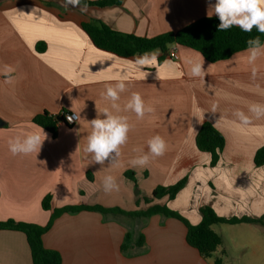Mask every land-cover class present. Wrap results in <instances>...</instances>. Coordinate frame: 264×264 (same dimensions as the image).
<instances>
[{
    "label": "crops",
    "instance_id": "obj_1",
    "mask_svg": "<svg viewBox=\"0 0 264 264\" xmlns=\"http://www.w3.org/2000/svg\"><path fill=\"white\" fill-rule=\"evenodd\" d=\"M208 5L209 0H126L118 7L81 11L83 7L65 0H0V223L46 226L54 210L76 206L145 212L166 205L192 225L201 223L205 206L225 219L264 216V166L255 165L256 152L264 146V118L241 125L233 115L237 109L249 114L250 105L264 104V56L249 64L247 51H242L210 63L199 52L177 46L178 60L167 56L160 62L159 52L156 64L141 69L134 63L137 57L97 48L83 29L94 20L118 33L151 39L209 18ZM38 46L45 50L38 51ZM200 61L204 76L192 77L191 63ZM121 78L128 89L117 102L121 108L132 92H139L154 111L143 119L121 111L132 125L121 156L113 164L92 163L84 152L89 121L104 108L112 110L101 93ZM45 113H76L79 121L74 126L59 122L54 138L34 123ZM206 122L226 140L216 167L196 144ZM41 129L47 139L38 154L10 152V138ZM155 135L166 141L165 154L146 166H133L131 160L141 154L134 149L147 153V141ZM126 173H134L136 182ZM107 175L116 179L118 191L105 192ZM185 177L188 183L176 199L145 202L157 187L175 185ZM49 195L52 211H45L42 201ZM222 226L264 231L262 224L213 226L222 240L214 255L221 260L227 256L217 232ZM128 231L134 241L143 234L145 243L124 254L121 247ZM43 243L61 255L62 264L221 263L205 260L188 244L186 225L163 215L133 219L92 211L66 213L55 220ZM0 264H33L25 234L0 231Z\"/></svg>",
    "mask_w": 264,
    "mask_h": 264
},
{
    "label": "trees",
    "instance_id": "obj_2",
    "mask_svg": "<svg viewBox=\"0 0 264 264\" xmlns=\"http://www.w3.org/2000/svg\"><path fill=\"white\" fill-rule=\"evenodd\" d=\"M125 1L80 0L79 7L86 5L87 8L105 9L122 6ZM218 24V18H204L178 32L166 33L151 39L118 33L94 20L89 23H84L83 29L89 35L94 45L101 50L128 59L140 57L145 53H152L158 50L162 54L159 59L160 62L168 56L172 48L177 46L188 47L199 52L208 62L217 63L228 60L237 53L246 51L248 47L246 41L250 38L259 35L261 42L264 43V34L258 33L255 28L251 33L243 32L238 27L218 31ZM44 50L41 46H38V51L42 52ZM63 120L62 116H51L45 113L42 116L36 117L34 123L49 131L56 138L58 123L63 122ZM196 144L201 152L211 155L210 166L216 167L221 160L226 145L224 136L211 123L206 122L197 135ZM255 165L258 167L264 166V146L256 152ZM126 177L136 182L134 173H126ZM187 183L188 178L185 177L175 185L169 187L159 186L153 191L151 199L146 198L145 202L150 203L153 200H161L164 198H168L170 201L174 200L186 187ZM51 202L52 197L50 195L45 197L42 201L43 210L52 211ZM80 211L98 212L105 217L110 215H123L133 219H149L154 215H163L178 219L187 227L188 244L198 250L205 260L212 258L216 249L222 244L220 236L212 231L213 226L240 224L264 225V216L259 219L249 217L225 219L219 217L209 206L201 209L202 221L198 225L190 224L183 216L171 210L166 205H154L145 212H124L119 208H105L101 206H76L54 210L52 218L46 226L18 223L10 220L0 223V231H15L25 234L30 247L33 264H62V258L58 252L48 250L44 247L43 236L50 231L55 220L61 215L66 213L74 214ZM144 243L143 234H140L138 239L134 241L133 233L128 231L121 250L126 254L132 247L142 248Z\"/></svg>",
    "mask_w": 264,
    "mask_h": 264
},
{
    "label": "clouds",
    "instance_id": "obj_3",
    "mask_svg": "<svg viewBox=\"0 0 264 264\" xmlns=\"http://www.w3.org/2000/svg\"><path fill=\"white\" fill-rule=\"evenodd\" d=\"M66 4L73 7L80 5V0H65ZM208 12L209 18L215 15L219 24L218 31H225L232 27H238L241 31L251 33L255 28L260 34H264V0H215L211 3L209 0ZM87 6L81 8V11H86ZM248 63L254 64L255 61L264 56V43L261 42L260 36H255L246 41ZM159 52L158 50L152 53H145L143 56L137 57L134 63L142 68L149 67L157 63ZM7 70L5 75L8 74ZM192 77L203 78L204 63H191ZM256 70L253 69V76ZM148 75L145 72V77ZM127 84L124 79H118L114 85H108L106 90L101 93L105 100L111 101V109L104 108L102 112H97V117L89 121L91 131L87 136V143L84 152L89 154L92 163L103 165L106 160H110L113 164L118 161L121 156V148L128 141V134L132 129L128 117L120 115L121 111H131L136 114L138 119H143L146 113H152L154 108L146 105L144 99L139 92H132L126 104L121 108L117 103L121 99V94L126 92ZM215 111V105L213 106ZM248 113L237 109L233 115L241 125H248L252 118H264V104H252L249 106ZM101 116L103 118H101ZM71 121L73 117H68ZM76 119H79L76 116ZM47 139V134L41 129L39 133L32 132L24 136H16L8 140L9 150L13 155H30L39 153L41 147ZM148 152L144 153L143 149L137 148L134 151L141 153L131 160L133 166H146L150 159L163 156L167 149L166 141L159 135H155L147 141ZM103 187L105 192L118 191L119 185L116 179L107 175L103 178Z\"/></svg>",
    "mask_w": 264,
    "mask_h": 264
},
{
    "label": "rangeland",
    "instance_id": "obj_4",
    "mask_svg": "<svg viewBox=\"0 0 264 264\" xmlns=\"http://www.w3.org/2000/svg\"><path fill=\"white\" fill-rule=\"evenodd\" d=\"M245 227L222 226L221 230L218 229L223 238L222 249H226L227 256L221 260V256L213 255L209 260L218 263L220 259L219 264H264V231L257 230L255 226Z\"/></svg>",
    "mask_w": 264,
    "mask_h": 264
},
{
    "label": "built area",
    "instance_id": "obj_5",
    "mask_svg": "<svg viewBox=\"0 0 264 264\" xmlns=\"http://www.w3.org/2000/svg\"><path fill=\"white\" fill-rule=\"evenodd\" d=\"M168 58H170L172 60H178L179 59V56H178L177 51H176V47L171 49V51L168 54ZM57 116H62L64 120L61 123H64L68 126H74L79 121V119H76V116H78L76 113H62V114L57 115ZM68 117H73V119L70 121L68 119Z\"/></svg>",
    "mask_w": 264,
    "mask_h": 264
}]
</instances>
